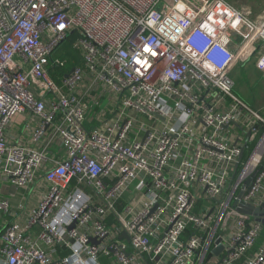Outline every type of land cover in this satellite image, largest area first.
Returning <instances> with one entry per match:
<instances>
[{
  "label": "built area",
  "instance_id": "built-area-1",
  "mask_svg": "<svg viewBox=\"0 0 264 264\" xmlns=\"http://www.w3.org/2000/svg\"><path fill=\"white\" fill-rule=\"evenodd\" d=\"M255 55L264 19L229 0H0V259L264 264L238 210L264 206V110L232 75ZM38 180L22 221L4 187Z\"/></svg>",
  "mask_w": 264,
  "mask_h": 264
},
{
  "label": "crops",
  "instance_id": "crops-1",
  "mask_svg": "<svg viewBox=\"0 0 264 264\" xmlns=\"http://www.w3.org/2000/svg\"><path fill=\"white\" fill-rule=\"evenodd\" d=\"M232 4H234L237 8L244 10L245 14L253 19V20H263L264 19V0H229ZM262 15V16H261ZM73 41V40H72ZM62 53L63 55L67 56L70 58V60L72 61V55L69 53L68 49L66 47H64L62 49ZM77 53H79L77 51ZM80 56H79V60L78 62H72V63H80ZM108 98H104L102 99V101L100 102V105L105 104L107 101H109ZM101 108V107H100ZM99 108L94 109L87 122H86V126L91 127L94 124L98 123V116H99ZM23 117V118H22ZM18 122H16L15 124H18V127H14V129L18 130L20 132V130L23 129V123L21 121L25 120L27 118V116H18ZM55 145L53 146L54 151L52 153L53 156H65L66 152L64 151H59V150H55ZM38 183L36 184H32L30 187H26V188H20V189H14L10 186H6L4 187V192L8 195H10L11 200H12V204H13V208L14 210L18 213L19 219L22 221H25V216L29 214V210L34 206L35 204V200H36V195L40 194L41 190L43 189L42 187L44 186V182L41 181L39 182V180L37 181ZM32 234L36 235L38 234V228L34 227L32 229ZM0 264H7L5 260L0 259Z\"/></svg>",
  "mask_w": 264,
  "mask_h": 264
},
{
  "label": "rangeland",
  "instance_id": "rangeland-1",
  "mask_svg": "<svg viewBox=\"0 0 264 264\" xmlns=\"http://www.w3.org/2000/svg\"><path fill=\"white\" fill-rule=\"evenodd\" d=\"M72 42H66L63 47H66L72 55V62H78L79 53H77ZM257 61L258 56L255 55L250 60L236 66L232 75L236 81L238 93L249 103L264 110V67L260 64L258 65ZM16 119L18 120V118ZM17 120L14 122H18ZM24 121L21 122L23 123ZM15 126L18 127V124H15Z\"/></svg>",
  "mask_w": 264,
  "mask_h": 264
},
{
  "label": "water",
  "instance_id": "water-1",
  "mask_svg": "<svg viewBox=\"0 0 264 264\" xmlns=\"http://www.w3.org/2000/svg\"><path fill=\"white\" fill-rule=\"evenodd\" d=\"M250 180H251V178L246 183L249 184ZM238 210L241 213H243V214L255 215V216H257L258 220H261L262 222H264V219L258 217V216H263L264 215V206L260 209V208H254L251 205H244L242 207H239ZM73 227H74V224L71 226V228H73ZM121 237H126L127 238L128 236L126 234H123ZM91 242H93L95 244L99 243V241H97L95 238H91ZM218 242H220V239L218 240ZM221 250H222V246L220 245L219 247H217L214 250V253L215 254H220Z\"/></svg>",
  "mask_w": 264,
  "mask_h": 264
}]
</instances>
